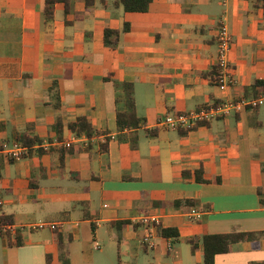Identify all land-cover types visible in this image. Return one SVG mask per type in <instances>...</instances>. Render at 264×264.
<instances>
[{"label": "crops", "instance_id": "0c3cea01", "mask_svg": "<svg viewBox=\"0 0 264 264\" xmlns=\"http://www.w3.org/2000/svg\"><path fill=\"white\" fill-rule=\"evenodd\" d=\"M44 9L45 0H0V142L30 134L71 146L0 154V216L22 240L0 236V264H205V235L264 232V105L189 129L159 125L252 98L245 89L264 80V0H153L145 12L70 0L50 20ZM222 23L235 76L225 90L214 80ZM108 28L122 31L115 49ZM125 82L144 124L120 131ZM83 116L98 135L71 132ZM214 264H264V236Z\"/></svg>", "mask_w": 264, "mask_h": 264}, {"label": "trees", "instance_id": "16d2710c", "mask_svg": "<svg viewBox=\"0 0 264 264\" xmlns=\"http://www.w3.org/2000/svg\"><path fill=\"white\" fill-rule=\"evenodd\" d=\"M95 0H86L88 5L94 3ZM153 0H119L127 11H139L145 12L149 10L150 4ZM59 2H64L66 4L67 11L69 10L70 0H45L44 13L47 19H52L54 17L55 4ZM128 26L124 27L123 31H127ZM122 31L116 29H106L105 31V43L108 47L113 49L117 48L120 42ZM218 75V70L216 76L214 74V80ZM125 90L124 102L126 105V110L118 112L117 122L120 131L125 129H137L144 124V121L137 114V104L135 99L134 85L132 83L125 82L122 84ZM264 94V80H256L250 87L245 89L246 97H258ZM200 125V124H198ZM195 125L194 127L198 126ZM71 132L77 136L86 135L88 138H93L95 135L99 134V131L95 129L91 121L87 117H78L75 121L68 124ZM193 127V128H194ZM56 129L59 133V137H62L63 129L62 122L59 119L56 124ZM184 133V132H183ZM17 141L23 142L25 145L34 146L41 143L42 140L36 136H31L30 134L16 135ZM188 175V172H185ZM201 179V178H200ZM199 179V180H200ZM262 191V190H261ZM4 224H13L11 218L2 214L0 216ZM164 236L169 237L178 235L174 230L162 229ZM3 236V235H2ZM10 244H22V240L17 238L16 241H12L11 233H8ZM264 236V232H230L223 234H209L204 236V246H205V264H214L215 258L218 254L226 253L230 250L232 244L246 241L254 240ZM194 243L193 240H190ZM64 264H71L68 259H64Z\"/></svg>", "mask_w": 264, "mask_h": 264}, {"label": "built area", "instance_id": "2783aa9c", "mask_svg": "<svg viewBox=\"0 0 264 264\" xmlns=\"http://www.w3.org/2000/svg\"><path fill=\"white\" fill-rule=\"evenodd\" d=\"M226 1V0H224ZM219 58H218V75L216 84L225 90L235 83V76L232 65L229 60V53L233 46V37L225 23H222L218 34ZM264 105V94L254 98H240L220 104L203 105L197 109L190 110L184 113H169L159 119V125L169 129L192 128L198 124H206L209 121L216 119L221 115H229L232 111H243L251 108L256 109ZM67 146L70 147V142H62L60 140L48 141L45 140L38 143L39 148L50 149L52 146ZM31 146L25 145L21 141H15L12 144L0 142V154L5 155L10 160H17L25 157ZM1 204V200H0ZM145 225L156 227L160 224L159 218L155 216H144L139 219ZM43 224H35L33 228L42 227ZM56 228L55 224L50 225ZM17 228L14 224H4L0 218V236H7L8 233L16 234ZM152 233L145 237L146 242H150Z\"/></svg>", "mask_w": 264, "mask_h": 264}]
</instances>
